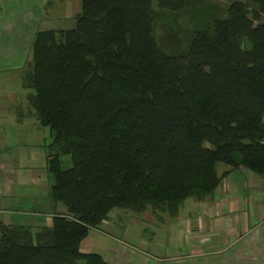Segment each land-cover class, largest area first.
<instances>
[{"label":"trees","instance_id":"1","mask_svg":"<svg viewBox=\"0 0 264 264\" xmlns=\"http://www.w3.org/2000/svg\"><path fill=\"white\" fill-rule=\"evenodd\" d=\"M250 2L173 52L153 38L154 7L184 0H79L72 26L34 33L21 84L51 138L49 201L65 211L34 231L0 218V264H109L79 243L112 209L174 215L212 194L217 163L264 176V0Z\"/></svg>","mask_w":264,"mask_h":264},{"label":"crops","instance_id":"2","mask_svg":"<svg viewBox=\"0 0 264 264\" xmlns=\"http://www.w3.org/2000/svg\"><path fill=\"white\" fill-rule=\"evenodd\" d=\"M26 19L25 14L19 16L12 13L9 20L0 15V218L6 215L5 221L2 220L5 224H14L7 213H12L11 205L20 195L39 202L38 190L47 183L44 145L31 140L37 122L33 113L20 111L19 95L11 89V83L16 82L17 76L11 75L10 71L22 69L23 51L29 47L32 37L18 25L19 22L26 23ZM19 81L23 88L21 79ZM14 129L19 131L20 141H16L17 133L12 132ZM223 171L226 172L221 175L210 196L200 200L186 198L174 215L165 211L155 213L156 236L164 234L169 238L172 231L169 247L172 248V244L173 247L174 244L182 246L186 258L194 259V264L199 258L204 259V263L216 259L219 262L214 263L264 264V176L241 167L224 165L216 169L218 175ZM28 186L31 187L30 191L27 190L28 194L19 192L18 196L19 189ZM43 202L48 216L64 212L56 209L47 197ZM38 222L39 218L33 224L36 229L41 227ZM155 246L159 250L162 244L156 242ZM88 249L89 246H84L81 240L79 250L90 252ZM111 251L117 252L112 246ZM127 257L130 261H135L136 257L141 264H145V257ZM107 262L117 264L113 259Z\"/></svg>","mask_w":264,"mask_h":264},{"label":"rangeland","instance_id":"3","mask_svg":"<svg viewBox=\"0 0 264 264\" xmlns=\"http://www.w3.org/2000/svg\"><path fill=\"white\" fill-rule=\"evenodd\" d=\"M230 1L232 0H184V6L180 11L158 10L154 7L156 14L153 23V38L155 42L164 52H173L183 48L186 44L188 33L206 22L212 14L222 15ZM241 1L248 8L254 7L250 0ZM78 10L79 0H0V15L4 19L9 20V15L12 18V13L19 16L27 15V22H19L18 25L21 27L20 29L26 30L28 34L31 33L32 37L37 30L72 26L73 15ZM32 37L28 42L29 47L23 51L25 57L22 69H11L12 71H10L11 75L17 76L16 82L12 81L11 83V89L16 90L19 95L17 97L20 105L19 109L20 111L26 110L28 113H33V109L27 100V95L31 90L23 86L21 88L19 80L21 79V74L28 68L26 66L31 59L30 44ZM262 121L264 124V113ZM31 122L32 120L29 119V123ZM1 127L2 124L0 123ZM12 132L13 134L17 133L16 141H20L19 131L14 129ZM33 133L32 137L34 136V138H31L32 141H40L41 144L46 145L51 140L46 126H39L37 123ZM60 159L63 167L70 165L68 155H61ZM223 166L224 164L217 163L215 170ZM46 175L47 183L44 188L38 190L39 202H32L28 196H19V192L28 194L27 190H31L30 186L23 187L26 188L23 190L19 189V197L11 205L13 206V211L12 213H7L11 223L27 225L34 231L36 228L33 227V224L39 218L38 224L41 227L50 226L51 216L46 215L47 209L43 202L46 197L49 199L48 187L51 183L50 177L47 173ZM56 209L65 211L60 203L56 204ZM155 213L160 214L164 213V211H152L151 208H147L136 213L114 208L108 213L106 219L102 220L97 226L87 230L85 237L82 239L83 245L87 244L89 246L88 251L98 253L105 261L110 262L113 259L117 264H141L136 257L135 261H130L127 257L128 255L130 257L137 255L138 258L145 257V264H194V259L186 258V253L182 246L177 247L174 244L173 247L172 244V248L169 247L173 237L172 231L169 233V238L165 237L164 234L156 236L155 231L157 229L154 227V221L157 222V215ZM5 217L6 215L4 214L1 220L5 221ZM156 242L162 244V247L158 248L159 250L155 246ZM111 246L115 247L117 252H112ZM173 253L180 254L172 255ZM196 262L204 263L205 261L199 258ZM209 262L219 261L210 259Z\"/></svg>","mask_w":264,"mask_h":264}]
</instances>
